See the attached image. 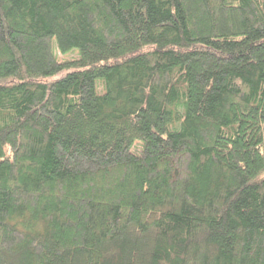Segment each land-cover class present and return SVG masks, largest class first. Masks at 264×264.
I'll use <instances>...</instances> for the list:
<instances>
[{"label": "trees", "instance_id": "obj_1", "mask_svg": "<svg viewBox=\"0 0 264 264\" xmlns=\"http://www.w3.org/2000/svg\"><path fill=\"white\" fill-rule=\"evenodd\" d=\"M0 264H264V0H0Z\"/></svg>", "mask_w": 264, "mask_h": 264}, {"label": "rangeland", "instance_id": "obj_2", "mask_svg": "<svg viewBox=\"0 0 264 264\" xmlns=\"http://www.w3.org/2000/svg\"><path fill=\"white\" fill-rule=\"evenodd\" d=\"M52 45H53V52L57 58L58 61H64L67 58H72V57H77V51L75 49H73L72 51L65 53V54H61L55 44V40H52ZM60 53V54H59ZM101 83L100 80H98V83Z\"/></svg>", "mask_w": 264, "mask_h": 264}]
</instances>
